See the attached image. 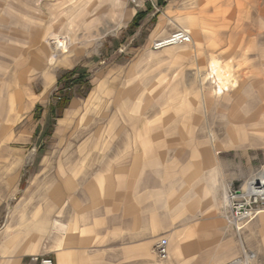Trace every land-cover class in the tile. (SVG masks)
<instances>
[{"label": "rangeland", "instance_id": "1", "mask_svg": "<svg viewBox=\"0 0 264 264\" xmlns=\"http://www.w3.org/2000/svg\"><path fill=\"white\" fill-rule=\"evenodd\" d=\"M136 1L118 9L111 0H0L1 175L9 160L24 165V179L54 162V147L74 135L58 137L56 120L71 99L96 94L84 125L102 114L104 128V114L119 110L125 129L185 133L164 138L170 156L205 163L224 213L227 190L264 168V0ZM176 30L198 37L154 48ZM194 91L185 109L184 92Z\"/></svg>", "mask_w": 264, "mask_h": 264}, {"label": "crops", "instance_id": "2", "mask_svg": "<svg viewBox=\"0 0 264 264\" xmlns=\"http://www.w3.org/2000/svg\"><path fill=\"white\" fill-rule=\"evenodd\" d=\"M111 1L120 9L123 0ZM81 58L73 59L72 69ZM94 96L82 103L71 99L56 120L58 137L70 129L74 135L54 147V162L38 163L40 171L25 179L21 162L4 164L0 264H33L32 257L54 264H229L242 247L256 254L254 264H264V211L237 236L205 163L176 159L184 158L183 151L171 158L164 138L185 133L125 129L119 110L104 114V128L96 124L102 114L84 125L83 117L94 112ZM160 239L167 240L164 260L155 253Z\"/></svg>", "mask_w": 264, "mask_h": 264}, {"label": "built area", "instance_id": "3", "mask_svg": "<svg viewBox=\"0 0 264 264\" xmlns=\"http://www.w3.org/2000/svg\"><path fill=\"white\" fill-rule=\"evenodd\" d=\"M144 3H149L154 7L156 0H143ZM132 4H137L136 0H131ZM191 43L190 35L184 30H176L167 38L158 41L155 49H161L170 46L186 45ZM264 168H261L257 174L248 180L242 187L234 190L228 189L225 205V218L234 227L235 231L241 233L242 229L251 222L259 212L264 211V193L255 194L258 190L264 189V175H261ZM155 253L159 260H164L167 257V240L160 239L155 246ZM256 254L241 248V255L234 258L229 264H254ZM33 264H54L52 260L32 257Z\"/></svg>", "mask_w": 264, "mask_h": 264}, {"label": "bare ground", "instance_id": "4", "mask_svg": "<svg viewBox=\"0 0 264 264\" xmlns=\"http://www.w3.org/2000/svg\"><path fill=\"white\" fill-rule=\"evenodd\" d=\"M189 34H190V37L192 38V41H194L195 42V40L197 39V35H196V32H189ZM239 92V91H238ZM237 93V92H236ZM191 95H193L192 96V98H190V96ZM184 98L186 99V97L188 98V101L186 102L185 101V109H186V107L188 106V104L189 105H192V103H194V100H192V99H194V98H196V96H197V92L196 91H194V93H190V94H188L187 92H184ZM194 97V98H193ZM191 99V100H190ZM139 130H141V129H139ZM169 130H171V131H174L175 130V125H171L170 127H169ZM253 134V133H252ZM242 135V134H241ZM239 136V135H238ZM261 175H264V170L261 172ZM264 177V176H263ZM262 193H264V189L262 188V190L260 189V190H258L257 192H255V194H262ZM227 198V196L225 195V201L227 200L226 199Z\"/></svg>", "mask_w": 264, "mask_h": 264}]
</instances>
